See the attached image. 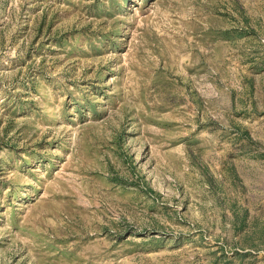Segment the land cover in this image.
I'll return each instance as SVG.
<instances>
[{
  "label": "rangeland",
  "instance_id": "1",
  "mask_svg": "<svg viewBox=\"0 0 264 264\" xmlns=\"http://www.w3.org/2000/svg\"><path fill=\"white\" fill-rule=\"evenodd\" d=\"M0 264H264V0H0Z\"/></svg>",
  "mask_w": 264,
  "mask_h": 264
}]
</instances>
